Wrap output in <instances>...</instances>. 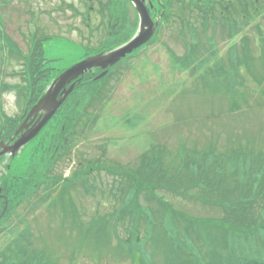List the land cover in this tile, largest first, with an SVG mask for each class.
Masks as SVG:
<instances>
[{
	"label": "rangeland",
	"instance_id": "obj_1",
	"mask_svg": "<svg viewBox=\"0 0 264 264\" xmlns=\"http://www.w3.org/2000/svg\"><path fill=\"white\" fill-rule=\"evenodd\" d=\"M173 2L172 12L185 13L190 25L181 27L174 16L163 23L154 45L111 70L119 74L110 79L108 92L103 91L108 99L104 105L91 103L87 117H81L66 137L67 154L51 170V180L60 178V183L51 182L47 193L43 187L31 198L28 211L18 210L25 221H15L18 230L30 232V240L16 237L15 231L8 233L0 238V255L35 264H135V248L149 236L145 251L152 264H167L169 257L180 253L204 264L237 257L264 262V233L238 232L235 226L242 222L224 224L229 217L220 207L229 197L236 200L259 175L264 184V0L249 1L245 11L240 0L231 20L216 13L217 21L208 26L202 25L190 0ZM8 4L0 8V29L24 55L31 35L40 40L44 57L53 61V77L101 51L113 41L117 27L124 28L120 36L129 39L137 31V16L127 0ZM112 12L117 13L118 24L111 29L107 26ZM173 55L191 59L190 70L185 73ZM10 56L0 52V84L24 87L23 77L17 76L23 72V59ZM85 98L88 93L67 105H86ZM0 102L8 118L21 116L19 105L24 104L15 92H2ZM59 122V117L53 119L22 155L33 151L41 156L42 146L58 134ZM153 148L167 152L157 166L166 177H152L136 187L122 174L147 176L143 160L150 158ZM205 157L219 165L213 162L207 168L208 178L201 176L205 166L199 177L194 176L196 170L188 162ZM198 178L204 185L193 186ZM216 181L224 192H213ZM224 189L239 193L224 195ZM258 203L257 221L263 206ZM132 231L141 241L134 239L130 245ZM16 246L29 247L27 255L17 252Z\"/></svg>",
	"mask_w": 264,
	"mask_h": 264
},
{
	"label": "trees",
	"instance_id": "obj_2",
	"mask_svg": "<svg viewBox=\"0 0 264 264\" xmlns=\"http://www.w3.org/2000/svg\"><path fill=\"white\" fill-rule=\"evenodd\" d=\"M9 0H0V8L3 9L4 6L9 7L8 4ZM156 2V0H153ZM240 0H190V5L194 7L197 11V16L199 17L202 25H209L212 21H217L216 13H218L219 9L223 10L224 7H229V9H234L235 4H239ZM249 1L252 0H242L241 5L247 9L249 5ZM3 3L5 5H3ZM259 3V1H257ZM162 7L165 8L166 14L164 15L162 21L168 22L173 19V17L177 16L180 18V22L182 23V26L190 25V22L188 21V18L185 13L180 14L172 12L175 8V3L173 0H164V2H160L159 4H155L154 10L151 12L152 17H159L162 13ZM219 8V9H218ZM117 13L112 12L111 13V26H116L118 23L117 19ZM178 14V15H177ZM232 16V15H231ZM229 19L231 20L230 16ZM228 19V20H229ZM220 20V19H219ZM226 20V19H224ZM227 21V20H226ZM113 23V24H112ZM110 26V27H111ZM138 24H136L137 29ZM127 27V24L125 28ZM162 26L160 27L159 31L161 30ZM112 29V27H111ZM120 28H116L111 37L113 41L106 42L104 44V47L101 51L95 52V54H99L102 52L112 51L116 49L117 47L125 44L129 41V35L120 36L122 33V30ZM135 33V32H134ZM157 41V39H155ZM42 42L39 40H35L32 42V46L30 48V52L27 55H24L23 52L19 49V47L11 40L9 36L6 35V32L1 28L0 29V52H6L10 57L16 58L14 56H19L23 59L22 68L23 72L18 73L17 76L21 75L23 77L24 84L26 86H13L8 84H0V94L2 92H15L17 96L20 97L21 100H23L22 105V114L17 119H11L8 118L1 109V102H0V143L1 142H9L12 137H14V133L16 129L19 127L21 121L24 120L25 115L27 112L32 108L33 105H35L40 98L44 95L46 89L50 85V83L53 80V75L51 74L53 69L47 67L49 64H51V61L45 60L44 52L42 50ZM106 46V47H105ZM13 55V56H12ZM3 58V57H2ZM5 61V58H3ZM184 65V68L186 70L190 69L191 65V59L189 58H183L182 59ZM100 71L94 74H89L85 77L84 80L79 82L73 92V94L68 98L58 115L54 118L56 119L59 117L60 122L57 125V131L58 134L55 136H52L50 140L54 137L55 139L51 144H46L42 146L43 153L41 156L37 157L35 155V152L31 151L25 155L17 156L14 159L8 160V165L5 167V175L1 178V185L0 189L2 190V201H1V207H0V215L2 216L0 220V238H2L5 235L12 234L14 231L17 233L16 237H19L21 239H27L29 238L31 233L30 232H21L18 230L19 224H22L25 222L22 219V216L18 214L19 209H24L28 211L31 205V198L38 197L39 191L43 188L44 193H47L51 190V187H49L50 183L56 185L60 182V178H56L57 180H51V170L53 169V166L57 163L58 160H62L63 154H67V147H65V141H67L66 137L68 136L69 132L72 131V128L74 125H76V122H79L81 117L85 116L87 117L86 111L89 107H91V103L94 102L97 98L100 99L101 97V88L104 86H107L110 79L112 78V74L106 76L105 78L96 81V77L99 75ZM16 75V74H14ZM97 86V87H94ZM93 87L91 90H88V88ZM85 93H88V98H85L84 104L86 105H67L70 100L75 99L78 96H84ZM102 101V99H100ZM20 106V105H19ZM66 109H70L69 113H66ZM86 114V115H85ZM65 115H67L65 117ZM67 119V120H66ZM60 124V127H58ZM43 142V141H42ZM50 143V142H49ZM164 150L168 151L166 148H163ZM163 149L160 148H153L150 153V158L145 157L144 167H148V173L146 175H142L139 173H136L137 175L133 173H129V176L126 174H122V177L129 178V181L132 183H135L136 187H138L139 184H143V182L150 181V178L154 177L156 178H165L166 175L162 174L160 171L161 167H157L161 161L165 158V155L167 152H165ZM66 150V151H65ZM169 152V151H168ZM242 157V153L240 154ZM240 155L238 156L239 161H241ZM260 159V158H259ZM5 159H0V165L3 163ZM185 159L183 158L182 161ZM200 160L203 164L201 165L199 163ZM198 160L188 162V165L190 168H192L196 174L194 173V176L199 177V170L202 166H205V169L202 170L203 174L201 176L207 177V168L213 163L218 162L217 165H219V161H216L213 157H205V160L202 161V159L198 158ZM245 161V157H244ZM184 161L183 163H185ZM260 162V161H259ZM241 163L234 161V165L240 166ZM244 164L247 165V162H244ZM264 166V163H262ZM261 167V163H260ZM90 168V167H88ZM100 165L99 170L100 171ZM153 171H155L156 175H154ZM114 174V172H111ZM147 177V179H146ZM63 180V178H62ZM137 180V181H136ZM199 183H195L193 186L197 185H204L200 178L197 179ZM254 182V181H253ZM218 181L215 182V187H213L214 190L218 192H224L222 189L218 187ZM249 184V183H248ZM211 185V184H210ZM140 190H142V187L137 188V192L135 193L136 197H138V193H140ZM225 190V189H224ZM211 191V190H210ZM224 195H234L236 193H239V190L229 191L225 190ZM209 192V191H208ZM46 197V196H45ZM135 197V196H134ZM228 202L226 205H221L224 209V212L229 217V221L225 222L224 224L229 225L230 227L234 226V224H237L239 222H242V226H235L238 229V232H242L246 234L248 231L252 233V235H255L257 232L264 233V184L263 179L261 178V175H259L258 180L255 183H250L249 186H246L242 191H240V194L236 197V200H232V198L229 197L227 199ZM258 201L262 203V207L259 213V219L258 221L254 219L255 215V205L259 204ZM124 211V210H123ZM127 213H129V210H125ZM122 212V211H120ZM131 214V213H129ZM135 218V217H134ZM261 220V221H260ZM15 221L19 222L16 223ZM136 224V223H135ZM9 233V234H8ZM29 235V236H28ZM133 238L131 240L130 245H132L134 239L136 241H141L140 235L135 234L132 231ZM149 237V236H148ZM147 236H144L143 242L140 243L139 246H137L135 249V258L137 261L132 260L135 264H149V262L152 264V257L147 256V253L145 251V246L147 244L146 239L148 240ZM17 252H21V254L27 255V249L29 247H15ZM26 251V253H25ZM130 251V248H129ZM147 256V257H146ZM151 259H150V258ZM0 264H35L33 261H12L9 257H6L4 254L0 255ZM137 262V263H136ZM167 264H204L202 259H196L193 258L190 254H176L175 258H168ZM209 264V263H208ZM223 264H264V262L257 260V259H248V257L242 258L237 257L233 260H227L224 261Z\"/></svg>",
	"mask_w": 264,
	"mask_h": 264
},
{
	"label": "water",
	"instance_id": "obj_3",
	"mask_svg": "<svg viewBox=\"0 0 264 264\" xmlns=\"http://www.w3.org/2000/svg\"><path fill=\"white\" fill-rule=\"evenodd\" d=\"M129 1L134 6L140 19L137 35L130 42L116 50L87 58L62 73L29 111L22 125L16 130L14 138L10 142L0 143V158L5 156L15 157L25 146L37 138L72 94L78 80L94 71H102V74L96 80L102 79L108 74L110 68L118 65L153 39L165 10L163 9V14L158 21L154 22L151 17V10L154 6L150 1L148 3L147 0Z\"/></svg>",
	"mask_w": 264,
	"mask_h": 264
}]
</instances>
